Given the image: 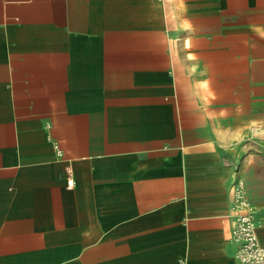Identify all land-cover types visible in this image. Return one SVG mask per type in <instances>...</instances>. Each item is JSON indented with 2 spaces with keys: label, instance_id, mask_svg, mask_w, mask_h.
Masks as SVG:
<instances>
[{
  "label": "crops",
  "instance_id": "crops-1",
  "mask_svg": "<svg viewBox=\"0 0 264 264\" xmlns=\"http://www.w3.org/2000/svg\"><path fill=\"white\" fill-rule=\"evenodd\" d=\"M240 200L264 0H0V264H238Z\"/></svg>",
  "mask_w": 264,
  "mask_h": 264
},
{
  "label": "built area",
  "instance_id": "built-area-1",
  "mask_svg": "<svg viewBox=\"0 0 264 264\" xmlns=\"http://www.w3.org/2000/svg\"><path fill=\"white\" fill-rule=\"evenodd\" d=\"M240 203L246 204L247 209L236 215L232 229L236 259L238 264H264V245L259 238L254 209L244 200Z\"/></svg>",
  "mask_w": 264,
  "mask_h": 264
}]
</instances>
